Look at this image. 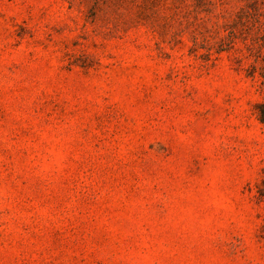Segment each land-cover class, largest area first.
Instances as JSON below:
<instances>
[{
    "label": "rangeland",
    "instance_id": "obj_1",
    "mask_svg": "<svg viewBox=\"0 0 264 264\" xmlns=\"http://www.w3.org/2000/svg\"><path fill=\"white\" fill-rule=\"evenodd\" d=\"M254 1L0 0V264H264Z\"/></svg>",
    "mask_w": 264,
    "mask_h": 264
},
{
    "label": "trees",
    "instance_id": "obj_2",
    "mask_svg": "<svg viewBox=\"0 0 264 264\" xmlns=\"http://www.w3.org/2000/svg\"><path fill=\"white\" fill-rule=\"evenodd\" d=\"M238 36L245 46L246 58L252 60L248 75L258 79L264 88V2L255 0L237 13L236 20L228 28L229 44H233ZM256 108L258 118L264 125V102Z\"/></svg>",
    "mask_w": 264,
    "mask_h": 264
}]
</instances>
